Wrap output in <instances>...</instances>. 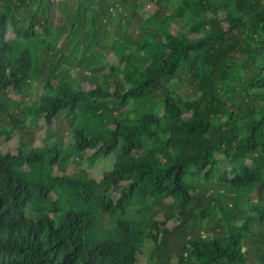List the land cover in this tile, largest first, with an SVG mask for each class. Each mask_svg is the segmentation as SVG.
Here are the masks:
<instances>
[{"label":"trees","instance_id":"16d2710c","mask_svg":"<svg viewBox=\"0 0 264 264\" xmlns=\"http://www.w3.org/2000/svg\"><path fill=\"white\" fill-rule=\"evenodd\" d=\"M52 1L0 0V97L9 103L11 95L34 88L33 73H45L44 63L72 67L57 47L65 28H49ZM147 1L164 6L171 0H126L133 14ZM107 2L56 5L70 10L74 25L78 16L85 22L84 7L108 10ZM172 7V15L142 22L138 52L150 32L155 38L140 80L126 93L113 84L105 91L108 74L91 69L82 80L86 88L43 83L46 96L37 111L27 103L15 104V111L0 104V264H248L247 238L262 244L254 264H264V0H177ZM172 24L185 32L174 35ZM65 41L71 55L75 48L81 54L76 62L92 68L85 39L69 29ZM120 51L121 60L129 59ZM42 53L52 55L49 61ZM125 76L132 81V74ZM78 110L97 121L90 131L69 129L70 149L92 150L91 163L115 155L99 180L84 171L65 174L52 154L59 148L50 145L26 141L15 152L3 151L2 139L39 119L64 150L59 120ZM25 165L49 166L52 184L27 183L20 172ZM56 170L64 174L52 175ZM64 189L74 192L66 204L58 200ZM240 192L255 197L245 203L235 198ZM34 195L46 210L27 214ZM253 224L258 233L251 232Z\"/></svg>","mask_w":264,"mask_h":264},{"label":"rangeland","instance_id":"374dc122","mask_svg":"<svg viewBox=\"0 0 264 264\" xmlns=\"http://www.w3.org/2000/svg\"><path fill=\"white\" fill-rule=\"evenodd\" d=\"M56 1L53 0L51 3L52 11H50V19L51 23L49 24V28L51 30L60 31L62 27L65 28V30L61 33V38L57 41V47L61 46V53L66 55L69 59V61H72V67L71 65L63 66L60 63L53 64L50 66V63H44L43 66H45V73L42 75L39 74V72H34L33 76L37 79H33L35 82L34 88L29 89L27 93H24L23 95H11L12 103H9L8 101H5L1 99L0 97V104L3 106L5 105L7 108L10 107L12 110H17L19 106H16L15 104H24L27 103L31 108H35L37 111V105H42V101L44 97L46 96L45 90H44V84L46 82H50L52 86L58 87L62 84L69 83L72 86H74L76 89L81 88L77 83H81L83 87H87V82L82 80H87L88 76H86V73H92L98 72L102 69L103 72L108 73L110 69L113 70V73L107 77V80L104 81V90H109L108 86L110 84H113L115 87V83L120 85L121 79H123V75H126L127 70L130 68L133 73V81L138 79V70H140L142 73L144 72V68L146 64L148 63L147 58L145 57L146 51L149 50L151 47V42L154 41V34L152 32L149 33V35L144 38L142 37L141 45L145 42H148V45L145 47L144 51L138 52L136 42L138 39L141 38L143 35V29L142 26L143 23L148 20L150 17H152L155 14H158L160 18L163 16H170L174 13V9L170 8V6L175 3L177 0H171L167 5L160 6L157 2L154 1H147L143 7H140L137 9V13L133 14L131 10V4L129 2H126V0H109L110 6L109 9L105 8L103 5L96 4L94 8H92L91 14L90 9L88 7H84V12L87 13L85 22L81 20V17L75 20V24L69 23L70 20H68V11L65 10L64 7H57ZM75 4L73 1L70 2V7L73 9L76 7L73 6ZM35 7V5H34ZM71 9V10H72ZM105 10V12L103 11ZM158 11V13H157ZM78 12L76 13V15ZM222 15L223 12H220ZM95 19V21H94ZM143 22V23H142ZM182 24V23H180ZM73 25V26H72ZM161 26H158V29H160ZM71 30L77 34L78 37H82L85 39L86 42L83 44L87 45L88 47H85L87 59L92 61V68H87L84 63L80 64L76 62V57L79 58L81 54L78 52L75 53L74 49L73 54H70V45H68L65 41V37L67 36L68 30ZM38 34L41 33V29L37 28ZM171 32L176 35L178 33H183V29H179L178 25L172 24L171 25ZM189 37H197L198 35H193L190 33H187ZM42 36V35H41ZM14 35L13 32L10 30L8 39H13ZM158 40H162V37H159ZM136 43V44H135ZM90 46V50H89ZM80 47V46H78ZM120 48L124 49L126 51V54H129V59L127 60H121L119 57H121L120 54ZM114 51H113V50ZM30 50L34 54L33 48L30 46ZM119 50V51H118ZM58 53L61 55V53ZM43 58L48 60L52 55H45L43 54ZM35 59V66L37 69L38 63V56L36 55L34 57ZM120 61H123L120 64ZM108 67V68H107ZM93 71H92V70ZM183 74L182 81H185L186 79H189L188 76L181 71ZM41 77H43V80L40 81ZM72 78V80H70ZM96 79V77H94ZM124 81L127 83L128 81L124 79ZM178 82V80H176ZM187 81V80H186ZM44 83V84H43ZM133 82L131 83L132 87ZM97 86V85H96ZM189 94L191 97H194L195 92L193 90L189 91ZM113 99H108V102L111 103ZM110 106L112 104H109ZM157 106H160L157 104ZM4 107V106H3ZM4 115L6 119V115L4 113H1ZM64 114H67L64 112ZM96 114L91 113H84L81 110H78L75 115H67L65 118L59 120V125L61 127L59 128L60 133L63 135L62 145L64 150L60 147V141L55 140V137H47L45 129L42 126V119H39L38 122L29 128H25L19 131V133H15L12 135L9 139H2V149L3 151H17L19 146L22 144V142L28 141L30 145L40 146V145H50V147H56L59 148V153L52 152V154H56L59 157V161L63 164L64 173L69 175L76 174L80 171H86L89 176H92L96 179H100L106 171H109L113 168L115 155L113 153L109 155H103L99 157L94 163L90 162V157L92 150H86L83 151L82 154H78L77 151L74 149H70L68 145L71 144L73 141V134L69 131V129H86L87 131H90L93 127H95V123L97 119L93 116ZM8 118V117H7ZM106 123L107 120H104ZM63 124L66 125V127H63ZM5 126H8V123L6 122L4 124ZM56 125L52 126L51 129L57 130ZM56 144V145H53ZM70 149V150H69ZM22 176L26 180L27 183L33 184V186H36L38 184H43L44 186L52 184L51 181V169L49 166H46L44 168H39L34 166H23L20 170ZM64 173L56 170L52 173V175H59L62 176ZM64 191L67 193L65 197L58 198L60 203H68L71 201L74 197V192L69 189H64ZM223 193H225L223 191ZM42 195V194H41ZM255 194L251 193L248 194L246 192H240L236 195L235 198H239L242 200V202L246 203V200L249 198H254ZM57 198V194H53V199ZM234 197L228 198L224 200V202H233ZM39 198L34 195L29 203L27 204V214H30L31 212H37V211H44L46 210V207L41 206L39 201ZM236 201V200H235ZM168 202H173V199H168ZM240 202V201H236ZM92 202H88L85 207L88 209L91 207ZM235 203V205H236ZM239 205H242L244 203H238ZM235 205L232 206V208H235ZM212 206L216 212L217 206L212 202ZM111 225L114 223H110ZM254 227L251 229V232L253 234L258 233V227L253 224ZM246 248L251 251V254L249 255L248 264H254L256 262V259H258L256 254L254 255V252H258L259 249L257 247L262 246L261 243L254 244V239L247 238L245 240Z\"/></svg>","mask_w":264,"mask_h":264},{"label":"clouds","instance_id":"9594fccd","mask_svg":"<svg viewBox=\"0 0 264 264\" xmlns=\"http://www.w3.org/2000/svg\"><path fill=\"white\" fill-rule=\"evenodd\" d=\"M120 64H121V61H120ZM108 68V67H107ZM113 69V68H112ZM112 69H110V71L107 73L108 75H107V77L108 76H110L112 73H113V70ZM131 69L129 68L128 70H127V72H126V74H132V77H133V73H132V71H130ZM142 72L140 71V70H138V79L135 81V83H134V81H133V79H132V81L130 82V81H128L127 79H126V76L125 75H123V79H121V81H120V78H119V82H120V85H118V84H116L115 83V87L119 90V91H121V92H123V94L124 93H126L130 88H132L133 87V84H136L137 83V81L138 80H140V78H141V76H142ZM106 77V78H107ZM124 79H126L128 82L126 83L125 81H124ZM133 82V84H132V87H131V83ZM29 91V90H28ZM105 91H107V90H105ZM111 93V92H110ZM21 95H23V94H21ZM114 97H111L110 99H113ZM109 99V98H108ZM108 99H106V101L105 102H103V103H101V104H106L107 103V100ZM69 146H71V144L70 145H68V147ZM94 163V162H93ZM84 171V170H83ZM85 173H86V175H84V176H88V177H90V178H94V177H92V176H89V174L86 172V171H84ZM79 173V172H78ZM77 174V173H76ZM75 174H72L71 176H74ZM83 177V176H82ZM103 177V176H102ZM101 177V178H102ZM94 179H96V178H94ZM96 180H99V179H96Z\"/></svg>","mask_w":264,"mask_h":264}]
</instances>
